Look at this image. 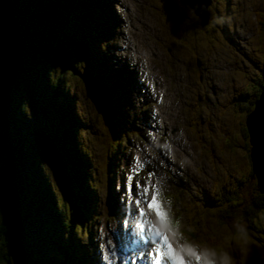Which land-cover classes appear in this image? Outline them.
Returning a JSON list of instances; mask_svg holds the SVG:
<instances>
[{
  "label": "rangeland",
  "instance_id": "obj_1",
  "mask_svg": "<svg viewBox=\"0 0 264 264\" xmlns=\"http://www.w3.org/2000/svg\"><path fill=\"white\" fill-rule=\"evenodd\" d=\"M6 1H3L1 5L0 0V8L3 9L6 6L8 12L13 10L14 15L18 12L22 24L21 31L26 39L25 45L21 47L23 56L32 54L35 58L38 57L37 60L52 64L51 68L54 70L51 80L46 82L41 78V74L31 73L27 66L29 61L26 62V57H23L19 62L20 72L17 70L14 76H10L11 89H13L9 96L11 101L2 106L6 108L9 115L6 121L9 128L5 131L7 136L0 133V244L4 248L0 251L4 253V255L0 253V264L22 263L16 262L14 256L8 259L6 251L12 244L16 246V249L17 246L20 249L24 247L23 242L18 241L19 237L17 239L11 237L10 232L13 222L18 232L19 228L23 230L26 228L21 210L24 203L31 201L28 193L33 198V192L29 191L30 185L20 188L18 178L22 171H26L31 176L33 172L30 165L33 163L37 166L41 164L44 177L52 184V192L54 191L55 194V196L54 194L49 196V208H45L44 212L38 206L42 214L39 218L43 222H49L51 212L56 210L58 215L55 218L57 226L53 230L34 229L49 238L47 240L49 242L44 248L46 252L30 254V257L33 256L30 264H33L41 253H44L41 256L46 257L49 256L48 252L53 251H59L56 254L57 260L65 264L71 261L79 262L82 256L83 261L80 264H103L101 257L97 255L94 258L100 263L91 261L90 257L94 254L89 250L92 247L100 249L101 242L106 237L112 236L114 232L115 234L120 232L122 239L128 232L132 234L129 230L121 229L122 213L120 212V216L115 215V210L120 211L122 208L118 204H124L130 200L131 193L128 191L123 196V193L119 191H122L123 186L127 190V181L131 177V172L134 171L137 152L146 149L147 142L152 144L155 136H152L149 129L144 126L145 121L144 125L141 124L148 117L140 118L138 123L125 122L126 116H130L128 104H137L144 94L138 91L140 84L136 87L137 79L135 82L132 81L131 76L124 69L120 74H124L125 80L120 81L115 77L112 80L110 75L96 64L100 60L102 66L103 62H108L109 55L124 48L122 54L130 58L131 63L137 64V58L146 61L136 52V44L139 45L137 49H140L143 44L145 50L150 49L153 59L150 60L149 70H158L156 67L160 65V74L163 71H173L170 62L174 61L175 57L180 61L179 65L173 66L174 72H178L176 66H180V70L185 68L189 70L187 75L182 73L184 78L176 75L173 79L172 94L164 103L167 106L166 110L168 109L166 114L173 113V118L170 120V126H172L167 132L161 129L159 131H162L161 135L157 137L158 148L166 149V153L171 156L165 155L172 167H167L166 163L162 166L167 168L168 174L171 173L175 178L170 181H161L163 202L166 203L163 194L166 196L168 193L171 194L178 186L181 206L178 209L173 208L172 215H182V226L189 225L187 224L189 220L192 229L197 227L195 216L205 215V220L201 219L203 222L206 221L203 227L206 237L203 240L210 244L220 242V233L225 226H230L234 220L243 222L240 217L248 216L243 223L250 230L252 242L256 247L251 244L249 251L252 253L248 251L246 255H242L235 246L230 250L240 264H246V259L252 264H264L263 257L256 254L260 248L264 249V215L263 213H259L260 215L244 213L246 206H250L258 199V194L255 195L253 188H256L260 195H264L259 175L254 171L255 161L252 159L254 144L247 125L248 115L256 110L257 100L250 101L248 104L243 102L239 107L235 106L236 108L231 103L234 97L243 96L248 92L252 95L261 89L258 82L264 84V0H208L193 5L191 3L197 0H111L109 4L107 0L100 1V4L93 0H46L49 6L47 9L52 12H61H58L56 20L52 18L53 24H56H52L53 27L50 28L42 24L45 18L42 19L41 15L39 16L36 8L29 13L25 12L23 0ZM30 1L35 5L33 0ZM184 1H188V4ZM119 3L124 6L125 12L121 11ZM7 5H13L11 10ZM107 10L110 12L112 10L111 16L114 18L123 17L124 24L118 26L117 24L122 22L112 21V17L105 13ZM200 10L204 11L203 15L199 13ZM59 19L60 23H58ZM30 22L34 24L32 31L36 30L32 41L26 32V24ZM111 22L113 27L109 28ZM1 27L0 22V30ZM129 28L134 38H131ZM94 30L105 33L108 37L104 39L103 35ZM235 35L239 36L240 42L235 40ZM38 39L39 41L56 39L57 45L61 48L55 52L51 47L45 46L42 52L33 51L31 47L37 44ZM131 40L135 42L134 45ZM91 45L92 47H89ZM127 48L129 50H126ZM173 51L180 52V55L178 56L177 52L172 54ZM155 56L157 59H154ZM118 58L122 57L118 56ZM118 58H115L117 62L120 61ZM112 63L114 64V61ZM117 68L114 67V69ZM100 72L107 79L105 83ZM34 77L50 86L45 83H42L40 87L38 84L35 86ZM164 79L170 80V78ZM131 81L135 84H131ZM110 83L112 86L109 87ZM147 87L151 95L150 86ZM16 88L21 90L17 92ZM167 89L170 88L167 87ZM261 91L260 95L264 93V90ZM135 93L139 94L138 99ZM114 98H117V103H114ZM46 101L50 107L47 106ZM42 104L49 109L42 110ZM139 108H145L151 117L156 116L161 109L155 101L152 102L148 98L136 110L139 111ZM262 113L263 111L260 115ZM152 121H154L153 118ZM126 128H129L130 135H127ZM54 129L58 131L56 138L67 143L65 149L59 147L60 141H57L55 137H53L55 142L50 140L49 137L54 135ZM35 144L37 146H34ZM34 147L39 149L34 150ZM30 149L32 153L28 155L29 159L26 151ZM113 155L124 159L121 164L125 166L126 173L117 168L115 162L109 165V157L111 162ZM37 158L39 162L35 160ZM171 168H174L175 172ZM149 169L143 170L135 180H130L129 183L134 190L143 183L142 181L147 182L152 176L156 178L157 166L150 165ZM112 172L114 176L111 175ZM107 174H109V181L113 184L111 189H107V183L104 181ZM249 175H251L252 184L247 182ZM94 181L101 183L104 181L103 190H98L99 202ZM238 182L244 193L251 195L252 201L245 203L237 199L232 209L227 205L226 197H229V189L235 187V184L238 186ZM39 183L35 185L40 186ZM121 184L122 187H120ZM182 187L189 189L184 195H182ZM224 188L227 189L226 194ZM114 190L118 193L114 192V195H111L110 191ZM201 193H205L206 196ZM222 193L226 196L224 200ZM209 196L212 202L206 209L208 205H205V202ZM77 197L85 203L88 199L96 200L93 212L103 207L104 215L109 212L108 200L110 199L113 212L111 215L99 216V222L95 220L94 226L88 218L86 220L77 218L76 211H73L74 208L78 210ZM103 198L105 201H102ZM200 199L203 200V205ZM214 199L216 201H213ZM36 202L40 204L38 199ZM32 205L34 208L35 204ZM90 206L91 201H88L86 212L83 209L79 213L91 218ZM32 210L29 218L35 227L40 226ZM4 215H7L8 220L4 219ZM132 215L135 220L136 213L132 212ZM222 215L225 219L221 217ZM217 221L220 223L217 224ZM128 222L133 229L139 227V220L137 223ZM254 222L255 227H252ZM84 223L87 227L90 224L89 227H85ZM41 225L42 228L46 227L43 223ZM4 228L7 230L6 235L2 233ZM179 228L182 229L181 226ZM17 231L15 232L18 233ZM48 232L51 237L58 235L60 240L48 237L50 236ZM83 233H85L84 236H82ZM18 235L20 236L19 233ZM183 235L189 239L193 238L191 240L194 241L198 238V234H194L196 237L194 238L187 230ZM134 238L140 240L139 235ZM169 238L179 248L176 238L173 236ZM78 240L84 249L83 253L81 249L77 250L73 247ZM70 246H72L71 249H69ZM35 248L38 250L39 246ZM86 253L89 254L86 255ZM144 253L141 249V254L144 255ZM253 260L259 261L257 263ZM36 263L42 264L39 260H36Z\"/></svg>",
  "mask_w": 264,
  "mask_h": 264
},
{
  "label": "bare ground",
  "instance_id": "obj_2",
  "mask_svg": "<svg viewBox=\"0 0 264 264\" xmlns=\"http://www.w3.org/2000/svg\"><path fill=\"white\" fill-rule=\"evenodd\" d=\"M13 1H19V0H13ZM93 1H95V2H98V4H100L99 2L100 1H104V0H93ZM109 1H111V0H107V2H108V4L109 3H111V2H109ZM112 1H114V0H112ZM190 2V1H189ZM41 3V2H40ZM78 3V2H77ZM119 5H120V7H121V11L122 12H125V8H124V6L121 4V3H119ZM17 7V9L19 10V6L17 5L16 6ZM8 8V7H7ZM4 10H6V11H8L7 9H6V6L3 8ZM111 9H113L112 7H111ZM150 9V8H149ZM148 12H150L149 10H148ZM105 13L106 14H108L109 16H111V14L113 13L112 12V10H111V12H110V10H107V11H105ZM88 15V14H87ZM116 16H119V15H117L116 14ZM15 17H16V36L19 38V40L21 39V44H22V46H24L25 45V36L23 35V33H22V31H21V22H20V20H19V16H18V12H17V14H15ZM112 17V21H114V22H116V21H120V22H122V23H116L118 26H119V24L121 25V24H124L123 22L125 21V20H123V17H120V18H114L113 16H111ZM81 19V18H80ZM1 22V21H0ZM112 24V25H111ZM111 24L109 23V28L110 27H113V23L111 22ZM140 26V25H139ZM3 28H4V26L2 25V27H1V30H3ZM121 29V28H120ZM0 30V31H1ZM70 31V30H69ZM136 31V30H135ZM129 32H130V35H131V38H134V36L131 34V31H130V28H129ZM133 32V31H132ZM75 37V36H74ZM172 38H174L173 36H172ZM244 39V38H243ZM235 40L236 41H238V42H240L241 41V39L239 38V36H236L235 35ZM115 41H116V39H115ZM120 42V41H119ZM123 42V41H122ZM131 43L134 45L135 44V42L134 41H132L131 40ZM124 44V43H123ZM127 44V43H126ZM174 45H176V44H174ZM238 45V44H237ZM240 45V44H239ZM112 46V45H111ZM139 45H135V50H136V52L139 54V55H141L142 56V58H143V60L144 59H146V61H142L141 59H139V58H137L136 60H138V62H137V64L136 63H134V62H132L131 63V59L130 58H128V57H125V56H123V54H122V52H123V50H125V48L123 49V50H120V51H118L117 53H115V52H113V54L110 56H108L107 54V56L109 57L107 60H108V62H103V64H102V66H101V62L102 61H98V63L96 64L98 67H101V69L102 70H104L105 71V73H108L109 75H110V78L112 79V80H114V77L115 78H118L120 81L123 79V80H125V76H124V74H120V73H122L123 71H124V69L128 72V74L131 76L130 78H131V80L132 81H134L135 82V80H136V87H137V84H140V88H138V91H142V92H144V94H142V96H141V99H140V101L137 103V104H135V105H133V103H131V104H128V106L130 107L129 109H128V114H130V116H126V118H125V122L128 124V123H138V121H139V119L140 118H142V117H145L144 119H146L147 117V119L146 120H143L142 121V125H144V121L146 122V124L144 125L146 128H148L149 129V131L151 132V135L152 136H155V138H154V140H153V142H151L152 144H150L149 142H147V145H146V149L144 148L143 150H141V151H138L137 152V161H135L134 163H135V165H136V175L137 176H139V174H138V172L139 173H141L143 170H150L149 169V166L150 165H153V166H157V169L158 170H156V178H155V176H152V178H150L146 183H145V185L146 186H148V184H150L151 185V187H157V188H160L161 189V191L163 190L162 189V180H165V181H170V180H174L175 178L173 177V175L171 174V173H169V174H171V175H169L168 174V171H167V168H164L162 165H163V163H166L167 164V167H172V164L168 161V159L165 157V155H168V157H171L170 155H169V153H166V149H159L158 148V146H157V144L159 143V139L157 138L159 135L156 133L158 130L160 131L161 129H163V132H165V130H166V132L167 131H169V128H171V126H170V124H171V122H170V120L173 118V113L172 112H168L167 114H166V111L168 110H166V108H167V106H166V104H164V103H166V101H167V97H169V96H171V87L173 86V79H174V77L176 76V75H179V76H182L183 78L185 77L182 73H184L185 75H187L188 74V69L187 68H185V69H182V70H180V66H176V68H177V70H178V72H174V67L173 66H175V65H179V61L180 60H178V58H176L175 57V60L174 61H171L170 62V64H171V69L173 68V71H170V70H168V71H163L161 74L159 73V69L161 68L160 67V65H158L156 68L158 69V70H154V69H151V70H149V67H151V64H150V60H152L153 59V55H152V53H151V51H150V49H148V50H145L144 48H143V46H144V44L143 45H141L140 46V49H137V47H138ZM210 47V46H209ZM114 48V47H113ZM171 48V47H170ZM0 49H3V48H1L0 47ZM118 49V48H117ZM174 49L175 50H177V48H176V46H174ZM238 49V48H237ZM126 50H129V48H127ZM172 50V49H171ZM175 52H177V51H173V53L172 54H174ZM91 53V52H90ZM101 54V53H100ZM114 54H115V56H114ZM121 54V55H120ZM177 54H178V56L180 55V52L178 53L177 52ZM88 55V54H87ZM104 55V54H103ZM98 56V55H97ZM118 56L120 57H122V58H118ZM23 57H27V55L26 56H19L18 57V59H17V61H16V63H18L19 64V62H20V60L22 61V58ZM115 58H118L120 61H118L119 62V64H118V62L116 61V59ZM114 59V60H113ZM154 59H157V57L155 56L154 57ZM93 61V60H92ZM114 61V64L112 63ZM116 61V62H115ZM177 61H178V63H177ZM23 64V63H22ZM64 64V63H63ZM24 65V64H23ZM112 65H113V67H112ZM134 65V66H133ZM65 66V65H64ZM1 67L3 68V66L1 65ZM114 67H118L117 69H114ZM244 69H245V67H244ZM4 70V69H3ZM81 71H82V69H81ZM142 72H143V75H142ZM264 72V71H263ZM100 75H102L103 76V74H102V72H100ZM60 76V75H59ZM164 78H170V80L169 81H165V79ZM102 79H103V82L105 83L106 81H107V79H106V77H102ZM15 80H17V79H15ZM131 81V82H132ZM137 81H141V83H139V82H137ZM13 82H15L14 80H13ZM134 82H132L131 84H135ZM14 84V83H13ZM112 83H110V84H108V86L110 87V86H112L111 85ZM150 86V91L152 92L151 93V95H149V88L147 87L148 85ZM62 85H64V84H62ZM113 86H115L114 84H113ZM167 87H169L170 89L168 90L167 89ZM250 91V90H249ZM247 95H250V92H248V93H246ZM135 95H136V98L138 99L139 98V94L138 93H135ZM124 96V95H123ZM238 97L239 96H237V98H235L234 97V100L233 101H231V103L232 102H236V101H238V100H240V98L238 99ZM260 97H261V95H260ZM147 98L148 99H150L152 102L153 101H155L157 104H158V106L159 107H161V109H159L160 111L158 112V114H156V116H154V117H151L149 114H148V112H146L145 111V108L144 109H142V108H139V111H137L136 109H137V107H140L141 106V104L142 103H145L146 102V100H147ZM260 99V98H259ZM127 100V98L125 99V101ZM177 100H179L178 98H177ZM250 100V99H249ZM249 100H247V99H245L244 98V96L242 97V102H246L247 104L249 103ZM259 100H257V102H258ZM66 102V101H65ZM127 102V101H126ZM130 102V101H129ZM133 102V101H132ZM179 102V101H178ZM114 103H117V98H114ZM163 103V104H162ZM125 104H127V103H125ZM53 106V105H52ZM55 106V105H54ZM72 106V105H71ZM145 106H146V104H145ZM148 106V108H149V104L147 105ZM121 108H123V107H121ZM256 108H257V103H256ZM70 109V108H69ZM118 110V109H117ZM116 110V111H117ZM151 112V111H150ZM149 112V113H150ZM253 114V112H251V113H249V115L248 116H250V115H252ZM82 115V114H81ZM152 118H153V120L154 121H152ZM152 121V122H151ZM156 121V122H155ZM155 123V124H154ZM195 125V124H194ZM174 127V126H173ZM129 128H126V131H127V135H130V132H129V130H128ZM50 130V129H49ZM162 132V131H161ZM160 132V133H161ZM199 133V132H198ZM121 134V133H120ZM24 135V134H23ZM176 135V134H175ZM20 136V135H19ZM27 136V135H26ZM19 138V137H18ZM34 140V139H33ZM163 140V139H162ZM161 140V141H162ZM22 141V140H21ZM163 142V141H162ZM171 142V141H170ZM177 142V141H176ZM253 142V141H252ZM29 143V142H28ZM255 143H256V145H257V148L258 149H256V150H258L257 152H256V154H255V158H256V160H257V163L255 164V163H253V165H254V167H256V168H254V171H255V173H257L258 175H259V178H260V181H261V184H262V186H261V188L263 189V191H264V168H262V166L264 167V149H261L262 148V145L256 140L255 141ZM30 144V143H29ZM163 144V143H162ZM253 144H254V142H253ZM169 145V144H168ZM186 145V144H185ZM202 146V145H201ZM164 147V146H163ZM166 147V146H165ZM203 148H206V147H204V146H202ZM255 148H256V146H255V144H254V150H255ZM191 149H193V147L191 146ZM35 150V149H34ZM146 150V151H145ZM254 150H253V155H254ZM168 151H170V150H168ZM19 152V151H18ZM253 155H252V159H253ZM182 156V155H181ZM113 158L115 159V160H113ZM133 158V157H132ZM122 160H124V159H120V158H118V157H115L114 155L112 156V159H111V162H110V157H109V165H113V163L114 164H116V167L117 168H120L121 170H124L125 171V166H123L122 164H121V161ZM118 162V163H117ZM174 162V161H173ZM26 163V162H25ZM121 165V166H120ZM143 165H145V167L143 166ZM165 165V164H164ZM114 167V166H113ZM174 167V166H173ZM203 168V167H202ZM257 168H260L261 169V174L257 171ZM174 168H171V170H173ZM130 170V169H129ZM142 170V171H141ZM117 171V170H116ZM174 171V170H173ZM175 172V171H174ZM174 172H172V173H174ZM125 173H126V171H125ZM182 173V172H181ZM205 173V172H204ZM203 173V174H204ZM114 174V172H112L111 173V175L112 176H114L113 175ZM132 174V173H131ZM210 174V173H209ZM120 175V174H119ZM135 175V176H136ZM178 175V174H177ZM186 175V174H185ZM197 175V174H196ZM111 177V176H110ZM205 177V176H204ZM126 174H125V176H124V180L126 181ZM200 178V177H199ZM189 179V178H188ZM186 180V179H185ZM191 180V179H190ZM204 179H202V181H203ZM206 180V179H205ZM106 183H107V189H111V187H112V183L109 181V174H107V176H106V179L104 180ZM104 181H102V183L104 182ZM178 182V181H177ZM192 182V181H191ZM196 182V181H195ZM102 183L99 181V182H95L94 181V184L95 185H97L98 186V188L97 189H95V193L97 192V199H98V202H99V198H98V196H99V189H102L103 190V188H102ZM179 183V182H178ZM177 183V184H178ZM190 183V182H189ZM197 183V182H196ZM191 184V183H190ZM238 184H240V183H238ZM169 185V184H168ZM171 185V184H170ZM191 186V185H190ZM120 187H122V184H121V186ZM200 187V186H199ZM3 188V187H2ZM236 188H237V184H235V189H229V191L230 192H232V195H233V192H235L236 191ZM4 189V188H3ZM6 189V188H5ZM4 189V190H5ZM113 189V188H112ZM255 189V188H254ZM122 191H119V192H124L125 194H126V189H125V187L123 186L122 187V189H121ZM189 190V189H188ZM187 188H185V187H182V189H181V191H182V195H184V194H186L187 193ZM114 192H117L118 193V191L117 190H114V191H110V193H111V195L114 193ZM179 193H180V189H179V187L177 186L175 189H174V191L171 193V194H167V196L165 195V194H163V196H164V198H166L167 199V201L169 202H171V206L173 207V208H176L177 207V209L181 206L180 205V202H181V198L179 197ZM206 193V192H205ZM205 193H201V195H203V196H206V194ZM139 194H140V196H145L144 195V192H139ZM116 195V194H115ZM103 196H105L104 195V192H103ZM136 196H137V194H136ZM223 197H222V199L224 200L225 198V196L224 195H222ZM95 197V196H94ZM116 198H118V197H116ZM159 200H160V197H159ZM89 201H91V206H90V214H91V218H89V217H87L90 221H91V223H93L95 220H97V223L99 222L98 221V218H99V216H101L102 214H103V212H104V209H103V207H100L97 211H95V213L93 212V210H94V208H93V206L95 205V203H96V200H89ZM102 201H105V199L103 198V200ZM100 202L101 204L103 203V202ZM120 201H121V199H120ZM161 201V200H160ZM159 201V202H160ZM213 201H216L215 199L213 200ZM226 201H228L227 199H226ZM84 202V201H83ZM108 202V201H107ZM123 202V201H122ZM150 202H151V200H150ZM149 198L148 197H146V198H143V200H141L139 203H140V206H141V209H143L145 212H146V216H145V218L143 217V219H146V220H148V221H150L151 220V224L152 223H154V224H156V225H158V222L157 221H155V220H153V219H148L147 217H149V214H151L152 212H153V210L152 209H150L149 207H148V205H149ZM209 202V203H208ZM211 202H212V200H211V197H210V199H207L206 200V202H205V205L207 204L208 205V207L206 208V209H208L209 208V206L211 205ZM232 203H235V201L234 200H232L231 201ZM99 203V204H100ZM161 204V203H160ZM119 205V207H123V204L122 203H119L118 204ZM132 207H135L136 208V204H134V206H132ZM86 209L87 208H85L84 209V212H86ZM88 209V210H89ZM117 209V208H116ZM202 209H205V208H202ZM31 211V210H30ZM22 212V211H21ZM80 212H81V210H80ZM98 212H99V214H98ZM134 213H136V211H133ZM155 212V211H154ZM156 213V212H155ZM55 214V213H54ZM107 214H109V215H111V213L110 212H107L105 215H107ZM104 215V214H103ZM104 215V216H105ZM200 217V218H199ZM199 217H196V219H197V227H195V228H193V230H194V233L195 234H199V236L201 237V242H203V241H205V240H203V238L204 237H206V233L203 231V227H204V222H206V221H201V219L203 218L204 220H205V215H202V216H199ZM224 217V216H223ZM22 218L24 219V216H23V214H22ZM86 218V219H87ZM83 219V218H82ZM143 219H140L139 217L137 218V221L139 220V227L137 228L138 229V231H139V236H140V240L138 239V238H134V235H132L130 232H128L127 234H126V236H124V238L123 239H127L128 240V242H130V245L134 248V249H137V247H141V249L145 252L144 253V256L142 257H139L138 258V260H139V262H141L142 264H147V261H150V259H151V252L154 250V248L156 247V245H157V243L159 242L157 239H155V238H153V237H151V235H150V233H148L147 231H146V229H145V226H144V229L143 230H141V228H140V225L141 224H143L142 222H143ZM183 220V219H182ZM25 222V221H24ZM194 222V221H193ZM27 223H29V222H26V224ZM195 223V222H194ZM25 224V223H24ZM30 224V223H29ZM94 224V223H93ZM187 224H189V225H186V230H187V232L190 234V231H189V229H188V227H190V223H189V220L187 221ZM90 225V224H89ZM89 225H88V227H89ZM144 225V224H143ZM84 226L85 227H87L86 225H85V223H84ZM94 226H95V224H94ZM87 227V228H88ZM90 227H93V226H90ZM97 227V226H96ZM200 227V228H199ZM98 228V227H97ZM115 228V227H114ZM190 228H192V227H190ZM97 231H99V230H97ZM108 231V230H107ZM34 233V232H33ZM87 233V232H86ZM108 233V232H107ZM103 234V233H102ZM106 235V234H105ZM108 235V234H107ZM121 235H123V233L121 234ZM132 235V236H131ZM116 236H117V238H119V242H120V248L121 249H126L127 247H129L130 245L129 244H127V243H124L123 242V239L120 237V232H118V233H116ZM100 238H102V237H100ZM55 239V238H54ZM136 240H137V243H136ZM140 241H142V242H144V243H141ZM171 243H172V245H173V247H174V249H175V251H176V253L177 254H179L180 256H183V253H181L180 252V249L171 241ZM74 247V246H73ZM84 247V246H83ZM81 249H82V247H81ZM97 250V255H98V257L100 258V254H99V252H98V248L96 249ZM231 251V250H230ZM233 252L231 251V254H232ZM141 254V253H140ZM235 256V255H234ZM108 257H111V255L110 254H108ZM185 258V257H184ZM101 259V258H100ZM236 259V258H235ZM102 260V259H101ZM82 261H83V256H82V258H81V261H79V263H82ZM60 262V261H59ZM102 262H103V260H102ZM144 262V263H143ZM236 262H237V264H240V262L236 259ZM73 263H75V264H78L77 262H75V261H73ZM103 264H105L104 262H103Z\"/></svg>",
  "mask_w": 264,
  "mask_h": 264
},
{
  "label": "trees",
  "instance_id": "obj_3",
  "mask_svg": "<svg viewBox=\"0 0 264 264\" xmlns=\"http://www.w3.org/2000/svg\"><path fill=\"white\" fill-rule=\"evenodd\" d=\"M33 1H34L35 5H33V3L30 0H23V3H24L23 5H24L25 12L26 13H29V11L31 12V11H33V9L36 8V10L39 12V16L41 15L42 19L45 18L44 19L45 21H43L42 24L48 26L49 28L50 27H53L52 26V24H53L52 18L53 19L57 18V14L60 11H58V12H56V11L54 12L53 11L52 12L50 9H47V8H49V6H48V3L46 2V0H33ZM47 1H50V0H47ZM44 10L46 12H44ZM58 23H60V19L58 20ZM55 24L56 23H54L53 25H55ZM32 25L34 26V24L32 22L26 24V26H27L26 27V32L31 37V41H32V38H33L34 34L36 33V30L34 32L32 31ZM45 46L46 47H51L52 48V51H55V52L59 51L60 48H61L59 45H57L56 39H48V40H45V41H39V39H38L37 44H35V45L33 44V46L31 47V49L33 51H38L39 50V51L42 52L43 49L45 48ZM53 48H55V49H53ZM49 54H51V53H49ZM37 58H35L34 55H32V54H30V56H27L26 57V62L29 61L28 65H27L29 67V70L31 71V73L33 72V74H36V75L41 74V78L43 80H46V82L49 81V80H51L52 72L54 70V69L52 70V68H51L52 64L51 65L50 64H45V63L42 62V60H39V59L37 60ZM32 69H34V70L32 71ZM38 70H39V72H37ZM16 81L18 82V80H16ZM46 82L40 81V80H36V78L34 77L35 86L38 84V86L40 87V85L42 83L48 84ZM257 84L259 86H261V89H259L258 91H256L252 95H251V93H250V95L243 94V96H244L245 99H247V100L250 99L249 102L250 101H253V100H259L260 94L262 92L261 90H264V84H261L260 82H258ZM20 90H21V88L20 89H17L16 88V91L17 92L20 91ZM24 96L27 97L25 94H24ZM243 96H239L238 97V99L240 98V100H238L236 102H232V104L234 105V107L235 106H238L239 107V105H242V103H243L242 102V97ZM46 103H47V106L50 107V105H49V103L47 101H46ZM48 109L49 108L45 107L42 104V110H48ZM245 110H247V109H245ZM24 118H26V117L24 116ZM39 133H40V135H42L41 131H39ZM53 137H55V139L57 141H60L59 147L61 146L62 147L61 149H65V146H66L67 143L64 140L62 141V140H59V138H56V137H58V131H57V129H54V135H51V137H49L52 142H55L56 140ZM33 143H34V141H33ZM27 145L29 146V144H27ZM34 146H37V144H35ZM38 146H39V144H38ZM34 149H39V148L38 147H34ZM26 153H27V157H28V155H31L32 150L31 149L30 150H27ZM35 154H36V151H35ZM31 160H33V159H31ZM35 160H37L39 162V158H37ZM32 165H34V167ZM32 165H30L31 166V171L33 172V174L31 176H29L30 174H28L26 171H22L23 173H20L19 174L20 178H18L20 188H21V186L22 187H25L26 185L27 186L30 185L29 186V191L31 190L33 192V198L28 193V196L31 199V201H28L27 203H24L23 204V209L21 210L22 211L21 213L23 214V216L25 218L24 219V221H25V224L24 225H25L26 228H25V230H23L22 228H19V232H18L17 229H16V226L14 225V222L12 220V222H13V224H12V231L10 232L11 237H14L15 239H17L19 237L18 238V241L21 240L23 242L24 247H23V249H20L17 246V249H16V246L14 244H12V246L9 245L10 248L6 251V255L9 256V257H7L8 259H12L11 258L12 256H14V258L16 259V256H18V260H19L22 257L23 261H22V259L19 260L20 262H22L21 264H30V262L33 260L32 259L33 256L30 257L31 256L30 255L31 253L38 254L40 252H46V249H44V248H46L47 243L49 242L47 240L49 238L45 237V235H42L41 232H39L37 230H34V229L35 228L36 229H39V230L46 229V231H47V229L50 228V229L53 230L57 226V223H55V218L58 215V213L56 212V210L53 213L51 212V216H50L49 222L48 221L47 222H43L41 220V218H39V217H42V214H41L40 209H38V206L42 208V211L43 212H44V209L45 208H49V200H50V197L49 196L52 195V194H54L53 193L54 191L52 192V188H51L52 184L50 183V181H47V178L44 177L45 175L43 174V170H42V168L40 166L41 164L39 166H37L36 164L33 163ZM251 174L253 175V171L251 172ZM22 175H23V177H27V176H29V177H27L26 179L25 178L23 179ZM250 177H251V175H249V177H247V179H248L247 182H249V183H251V179H252ZM37 183H39V185L41 187L35 185ZM74 186L77 187V185H75V184H74ZM20 188H18L19 191H20ZM255 192H256V188H255ZM22 193H23V191H22ZM229 193H230L229 194V197H226L224 193H222V195H224L227 198L228 201H226V203L232 209L234 208V205H233L234 203L231 202L232 200H234V201L236 200L237 201V199H240V200H242L245 203L248 202V201H250V200L252 201L251 195H248V193H246V194L244 193V191L242 190L241 184H238V186L236 188V191L233 192V195L234 196L232 195V192L229 191ZM257 194H258V196H257ZM255 195L257 196L258 199H256V201H253L250 204V206H246V208L244 209L245 210L244 213L245 214L246 213L248 214V213L251 212V213L257 214V215H260L259 213H263V215H264V195H260L257 192L255 193ZM54 196H55V194H54ZM244 197H246V198H244ZM77 198H78V200H80L79 197H77ZM36 199L39 200L40 204H38L36 202ZM32 204H35L36 206L34 205V208H33V205ZM73 206H75V204ZM31 207H32L33 210L31 209ZM30 209L32 210V213H34L36 215L35 217H37V220H38L37 223L40 226L35 227L34 226V223H32L33 221H31V219L29 218V214L31 212ZM217 210H219V208ZM73 211L80 212V210H73ZM244 213L242 212V215ZM219 214L221 215L220 212H219ZM223 216L224 215H222L221 217H223ZM4 218H5V215H4ZM223 218L225 219V216ZM247 218H248V216L245 217L244 215L242 217H240V219H242L243 222H245L247 220ZM3 222H4V220H3ZM18 222L21 223L20 221H18ZM26 222H29L30 224L29 223L26 224ZM42 223H43V226L44 227L46 226L45 228H42L41 227L42 226L41 225ZM219 223H220V221H217V224H219ZM31 225H33V226L30 227ZM59 226H58V228H59ZM252 227H255V222H254V224H253ZM252 227H251V229L253 230ZM6 231H7L6 228H4L3 231H2V233L4 235H6ZM15 231H17L20 234V236ZM249 232H250V230H249ZM48 234H49V232H48ZM52 236H54V235H52ZM48 237H51V235L48 236ZM51 238H53V239L55 238L54 240H60V237L58 235H56L54 237H51ZM15 244H16V242H15ZM13 245H14V248H13ZM37 245L39 246V249L38 250L35 248ZM43 249H44V251H43ZM3 250H4L3 245L0 244V251H3ZM17 252H19V253L17 254ZM58 252L59 251H53L51 253L48 252L49 256L47 255L46 257L41 256L42 254H44V253H41L40 254L41 257L40 256L37 257L35 259V261L33 262V264H37L36 263V260L41 261L42 264H62L64 262H62V261L58 262V260H57L58 256L56 254ZM51 254H53L54 258H53V256ZM1 255H4V253L2 252ZM23 256H25V257H23ZM72 262L73 261L67 262V264H70Z\"/></svg>",
  "mask_w": 264,
  "mask_h": 264
},
{
  "label": "water",
  "instance_id": "obj_4",
  "mask_svg": "<svg viewBox=\"0 0 264 264\" xmlns=\"http://www.w3.org/2000/svg\"><path fill=\"white\" fill-rule=\"evenodd\" d=\"M3 1L7 2L6 0H1V5ZM202 1L208 0H197L193 1L191 4L193 5ZM7 6L10 7L9 10H11V7H13V5ZM199 13L203 15L204 11L200 10ZM0 21L4 26L3 30L0 31V47L3 48L0 49V133L2 132L6 134L5 131H8L9 128L6 123L7 117L9 115L7 114L6 108H3L2 106L6 105V103H10L11 101L9 100V96H11L13 89H11L12 81H10V76H14L15 71L17 70L20 72L21 66L17 64L16 61L19 56H23L24 54L21 49V39L19 40V38L16 36V17L13 13V10L8 12L0 8ZM261 111H263V113L260 115ZM247 125L250 128L252 141L256 146L253 155V160L256 164L257 160L255 158V154L258 151L256 150L258 148L255 141L257 140L262 145L261 149H264V93H262L261 98L257 102L256 110L252 115L249 116ZM262 168L264 167L262 166ZM257 171L261 174L260 168H257ZM262 188L261 190L263 191ZM4 219L8 220L7 215H5ZM16 262H20L18 260V256H16Z\"/></svg>",
  "mask_w": 264,
  "mask_h": 264
},
{
  "label": "clouds",
  "instance_id": "obj_5",
  "mask_svg": "<svg viewBox=\"0 0 264 264\" xmlns=\"http://www.w3.org/2000/svg\"><path fill=\"white\" fill-rule=\"evenodd\" d=\"M168 205L170 209V201ZM165 212L167 219L159 218V224L176 238L180 252L186 257L185 264H237L230 249L235 246L242 255H246L250 249L252 237L246 224L240 220H234L230 226H225L221 230L219 243L210 244L207 241L197 242L184 236L180 231L179 222L174 223L168 211Z\"/></svg>",
  "mask_w": 264,
  "mask_h": 264
},
{
  "label": "snow or ice",
  "instance_id": "obj_6",
  "mask_svg": "<svg viewBox=\"0 0 264 264\" xmlns=\"http://www.w3.org/2000/svg\"><path fill=\"white\" fill-rule=\"evenodd\" d=\"M147 191V189H145ZM148 207L153 209L157 216L161 219H167L166 212L164 211L162 205L159 202L157 196H153ZM141 214L144 215V210L141 209ZM152 235L158 239V243L154 250L151 252V264H185L183 256L176 253L172 243L169 241L168 236L161 232L156 225L149 222ZM141 230L144 229V225H140Z\"/></svg>",
  "mask_w": 264,
  "mask_h": 264
}]
</instances>
